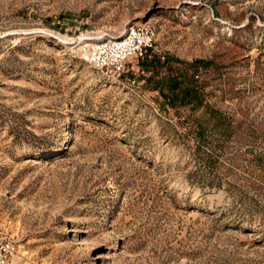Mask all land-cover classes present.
Wrapping results in <instances>:
<instances>
[{
	"label": "rangeland",
	"instance_id": "1",
	"mask_svg": "<svg viewBox=\"0 0 264 264\" xmlns=\"http://www.w3.org/2000/svg\"><path fill=\"white\" fill-rule=\"evenodd\" d=\"M129 24L146 57L81 59ZM0 238L7 264H264V0H0Z\"/></svg>",
	"mask_w": 264,
	"mask_h": 264
},
{
	"label": "built area",
	"instance_id": "2",
	"mask_svg": "<svg viewBox=\"0 0 264 264\" xmlns=\"http://www.w3.org/2000/svg\"><path fill=\"white\" fill-rule=\"evenodd\" d=\"M156 40L154 26L129 24L122 34L92 43L81 53V59L113 73H121L127 61L146 57L155 48ZM14 250L12 241L0 238V264H7Z\"/></svg>",
	"mask_w": 264,
	"mask_h": 264
}]
</instances>
